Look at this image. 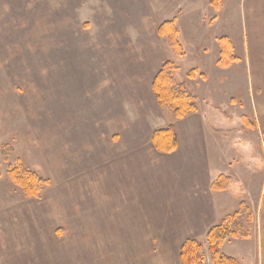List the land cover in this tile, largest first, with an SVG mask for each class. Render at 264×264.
Listing matches in <instances>:
<instances>
[{
  "label": "rangeland",
  "instance_id": "374dc122",
  "mask_svg": "<svg viewBox=\"0 0 264 264\" xmlns=\"http://www.w3.org/2000/svg\"><path fill=\"white\" fill-rule=\"evenodd\" d=\"M217 17L220 29L232 32L225 37L238 58L225 67L216 61L234 82L223 102L224 117L243 123L231 125L236 130L231 139L259 143L264 156L259 0H221L218 7L209 0H0V264H182L185 222L181 211L172 212L168 191L179 189L185 178L169 161L162 163L171 151H158L151 140L160 128L175 131L171 121L180 119L159 106L152 88V96L143 90L168 60L177 70L182 64L186 77L195 70L194 77L210 79L211 71L185 68L206 29L199 35L188 30L184 47L179 27L196 20L200 29ZM170 20L180 55L158 34ZM164 45L173 56L156 71L144 56ZM177 70L173 77L179 82ZM211 83L205 91L209 101L217 98ZM148 135V145H142ZM134 140L139 146L132 149ZM241 150L252 157L259 153L247 146ZM18 164L47 181L38 197L25 196L10 179L8 169ZM237 197L232 213L238 210L239 216L232 228L247 235L230 241L250 239L261 214L264 219V195ZM182 200L178 197L177 206ZM107 237L128 242L106 243ZM197 241L200 264H213L207 236ZM222 245L220 252L232 257ZM253 249L252 255L235 251L232 258L258 264L260 242Z\"/></svg>",
  "mask_w": 264,
  "mask_h": 264
},
{
  "label": "crops",
  "instance_id": "0c3cea01",
  "mask_svg": "<svg viewBox=\"0 0 264 264\" xmlns=\"http://www.w3.org/2000/svg\"><path fill=\"white\" fill-rule=\"evenodd\" d=\"M259 1L260 27L262 28L264 26V0ZM195 21L188 20L187 22L186 20L183 23L184 28L181 27V25L179 27L181 37L180 40L184 47L185 43H183V36L184 34L189 35L190 32H188V30L194 29L196 35H199L201 29H206V31H201L206 38L195 42L193 51L189 50L190 52L195 51V57L188 60L185 68L190 69L195 67L199 71H211L212 77L209 79L208 75L207 80L198 78V76L189 79L186 77L187 71L184 72L182 64L179 66V69L175 73V78L178 76V81L184 82L190 92L196 96L198 111L196 113L189 114L183 119L173 120V122L171 121L176 131L178 145L175 150L170 153L163 154L162 163L165 164V160L166 162L169 161L171 166L174 165L183 172L182 175L185 178V181L181 183L179 189L169 188L168 202L172 204L171 209L174 208L172 212L181 211V220L185 222L184 229L187 235L185 236V239L186 237H192L200 239L203 243L206 240L208 228L219 223L223 216L232 213L235 210L238 201L237 195H240L241 193L245 197L255 195L257 198L259 197L260 200L262 199L261 196L264 195V184L261 180L262 174L260 171L263 170L264 172V156L262 155L263 146L261 145L259 148V143L256 145L251 142L240 143L237 140L235 141L231 139L236 135V130L231 129V125L235 124L238 127L242 126L243 123H241V118H233L234 122L231 123L232 119L230 120V118L224 117L227 109L223 102L227 97L229 98L231 96L228 89L230 84H233L234 82L230 80L231 76L228 71L225 70L226 68L221 69L216 65L220 51L217 38L219 36H229L232 32H230L229 29L228 31L226 28L220 29V24L218 23L219 17L210 23L207 22L208 24L206 25L202 24L203 26L200 29L198 21ZM260 35L261 61L264 66V33L260 32ZM186 52L187 50L185 49V53ZM172 56L171 49L164 45V47H160L159 49L155 47L153 55H146L144 58L145 60H150L151 62L153 61L157 66V71L162 61L166 58H171ZM187 56L188 54H185L183 61ZM220 75L226 77L220 80ZM210 82H212L213 91L217 93V98L211 101H209L205 95V91H207V93L209 91ZM262 82H264V80H262ZM148 90L151 92V82H149L147 89L143 90V93L144 95L146 93L148 96H152L151 93H148ZM261 95L259 115L261 118L260 125L263 127V88ZM78 96H82L81 99L84 101L87 99L82 92ZM137 96H140V94H137ZM91 99L92 98L90 97L89 101H91ZM202 100L209 102L208 105L203 103ZM216 100H218V103L215 102ZM98 106L102 107V101ZM242 116H244L243 120L247 118L245 114H242ZM169 119L170 117L166 119L164 125L168 124ZM219 133L224 134V136H220ZM149 135L146 140L142 142V145H148ZM222 137L227 138L228 140L223 141L221 140ZM136 145L139 146V141L134 140L132 142V146L129 147L134 149L137 147ZM244 146H247L249 152L255 150L256 148L259 149L258 155H255L256 157H252V155L240 153ZM151 153L154 157L155 152L152 151V149ZM219 175L229 177V185L224 190H211L210 186L212 182ZM154 191L152 192L154 193ZM178 197H181V200L182 197H184L185 200H182L177 206L176 201ZM262 202H264L263 199ZM103 241L106 243L114 242V244L120 245L128 242L125 241V238H114L110 240L109 237L104 238ZM257 241L258 243L260 242V251L258 253V261L257 255L255 256V261H257L258 264H264V219H262V214L257 231H254L250 239H233V241H230V239L225 240L222 245V251L233 257V255H235V251L244 249L252 255L254 252L253 245H258Z\"/></svg>",
  "mask_w": 264,
  "mask_h": 264
},
{
  "label": "trees",
  "instance_id": "16d2710c",
  "mask_svg": "<svg viewBox=\"0 0 264 264\" xmlns=\"http://www.w3.org/2000/svg\"><path fill=\"white\" fill-rule=\"evenodd\" d=\"M221 0H209V3L218 7ZM160 36L168 37L171 47L176 54H182L181 45L178 41V31L174 25V21H165L158 27ZM220 44V53L217 64L221 67L228 66L232 62L237 61V57L232 55L231 43L227 37L222 36L218 39ZM177 70L174 62L165 61L156 72L152 79L151 88L155 99L159 106L167 107L171 110L175 119H181L186 115L198 110L196 97L185 86L184 82H176L173 74ZM195 70L187 73V77L193 78ZM151 140L155 148L160 152H170L177 146L175 131L172 126H167L152 132ZM10 179L18 185L25 196L38 197L47 181L37 174L26 170L22 165L10 167L7 171ZM230 183L227 176L219 175L211 184L214 190H224ZM244 205V201L240 202L239 207ZM240 209V208H239ZM239 211L225 216L217 224L209 228L207 231V241L211 252V262L213 264H239L234 258L228 257L220 252L222 243L231 237H246L244 233L232 228ZM239 227V226H238ZM235 228V229H234ZM200 243L195 238H187L180 246L179 257L182 264H200L201 257L199 255Z\"/></svg>",
  "mask_w": 264,
  "mask_h": 264
}]
</instances>
